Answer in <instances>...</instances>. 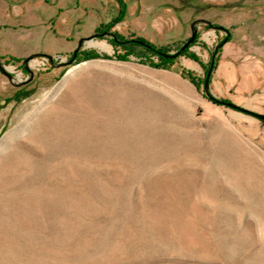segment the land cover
Returning a JSON list of instances; mask_svg holds the SVG:
<instances>
[{
	"label": "rangeland",
	"instance_id": "rangeland-1",
	"mask_svg": "<svg viewBox=\"0 0 264 264\" xmlns=\"http://www.w3.org/2000/svg\"><path fill=\"white\" fill-rule=\"evenodd\" d=\"M27 31L62 44L0 51V264H264V0H0Z\"/></svg>",
	"mask_w": 264,
	"mask_h": 264
},
{
	"label": "crops",
	"instance_id": "crops-1",
	"mask_svg": "<svg viewBox=\"0 0 264 264\" xmlns=\"http://www.w3.org/2000/svg\"><path fill=\"white\" fill-rule=\"evenodd\" d=\"M43 31H27L16 35H4L0 38V51L4 55L17 58L34 54L56 53L61 50L62 42L57 38H49ZM72 44V43H71Z\"/></svg>",
	"mask_w": 264,
	"mask_h": 264
},
{
	"label": "trees",
	"instance_id": "trees-1",
	"mask_svg": "<svg viewBox=\"0 0 264 264\" xmlns=\"http://www.w3.org/2000/svg\"><path fill=\"white\" fill-rule=\"evenodd\" d=\"M125 15V7L123 6L120 15L116 18V21H121L124 18ZM118 42V41H117ZM118 46L122 47L123 50L125 51V56L121 57L122 59H126L128 58L130 55H133L134 52L132 50V47H140L144 50L143 53V59H142V63H147L151 66L154 67H161V68H169L171 65H173L174 60L175 59H169V58H165L164 54H167L166 52V48L165 47H161V46H156L152 43H150L149 41H147L144 38H137L135 40H125V41H121L118 42ZM187 51V49H185L182 53L184 54ZM99 57L98 55L94 54V53H88L84 56L83 59L85 60H89V59H94ZM152 57H157L160 62L159 63H155L151 58ZM77 59V56H76Z\"/></svg>",
	"mask_w": 264,
	"mask_h": 264
},
{
	"label": "water",
	"instance_id": "water-1",
	"mask_svg": "<svg viewBox=\"0 0 264 264\" xmlns=\"http://www.w3.org/2000/svg\"><path fill=\"white\" fill-rule=\"evenodd\" d=\"M198 23H205V24H208V25H210V26H211L212 28H214V29H220V28H221V27H219V26L213 25V24H212L210 21H208V20L199 19V20L194 21V22L192 23V25H191V29H192V35H191V37H190L189 39H187V40L184 42V44L182 45V47L180 48V50L177 51L176 53H173V54H164V57H165V58H169V59H175V58H177V57H178V56H179V55H180V54H181L186 48H188V47L194 42V40L196 39V36H197V28H196V26H197ZM97 36H99V35L95 34V35H93V36H91V37H89V38H85V39L80 40V42H79V48L82 47L83 42H84L85 40L93 39V38H95V37H97ZM226 43H227V39H225L221 44H219V46H218L217 48L222 47V46H223L224 44H226ZM77 52H78V50H76V51L73 53V56H72L71 60L68 61L67 64H71L72 62L75 61V58H76ZM39 55H40V54H34V55H31V56L25 58L24 61H23V63H24V68H25L28 72H30L31 75H33V72H32L31 69L29 68V62H30L32 59H34L35 57L39 56ZM43 55H45L46 57H48V59H49L50 61L53 60L51 56L46 55V54H43ZM2 72H3V73H4V74H5L10 80L12 79L11 74L7 73L4 69H2ZM26 83H27V82H26ZM208 83H209V74H208V77H207V79H206V81H205V87H206V89L208 88ZM218 102H220V101H218ZM257 117H259L260 119L264 120V116H263V115H258V114H257Z\"/></svg>",
	"mask_w": 264,
	"mask_h": 264
}]
</instances>
